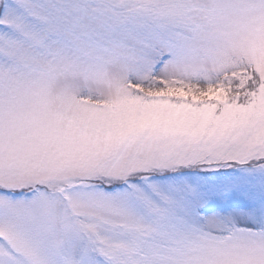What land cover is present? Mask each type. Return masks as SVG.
<instances>
[{"label": "snow or ice", "instance_id": "1", "mask_svg": "<svg viewBox=\"0 0 264 264\" xmlns=\"http://www.w3.org/2000/svg\"><path fill=\"white\" fill-rule=\"evenodd\" d=\"M0 264H264V0H0Z\"/></svg>", "mask_w": 264, "mask_h": 264}]
</instances>
